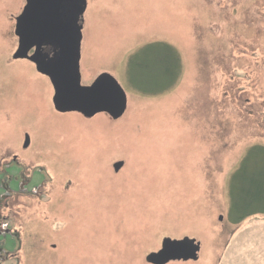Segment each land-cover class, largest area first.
Returning <instances> with one entry per match:
<instances>
[{
    "label": "rangeland",
    "instance_id": "1",
    "mask_svg": "<svg viewBox=\"0 0 264 264\" xmlns=\"http://www.w3.org/2000/svg\"><path fill=\"white\" fill-rule=\"evenodd\" d=\"M87 1L81 83L114 76L119 118L59 112L13 58L25 0H0L1 264H156L185 238L199 257L162 264H264V209L231 188L264 167V0Z\"/></svg>",
    "mask_w": 264,
    "mask_h": 264
},
{
    "label": "water",
    "instance_id": "2",
    "mask_svg": "<svg viewBox=\"0 0 264 264\" xmlns=\"http://www.w3.org/2000/svg\"><path fill=\"white\" fill-rule=\"evenodd\" d=\"M28 0L24 12L16 23L19 37L14 59L33 62L41 74L49 77L55 86L54 105L59 112H79L93 117L106 112L114 118L121 117L128 107V96L119 81L109 73H102L90 86L81 83L80 60L83 35V15L87 0ZM56 43L52 56H45L46 42ZM34 49L32 53L30 50ZM30 144L26 137L25 147ZM123 162H116L119 170ZM222 219V217H221ZM172 239L164 240V249L149 257L156 264L174 258L177 250ZM195 241L194 239H191ZM171 246L166 248V244ZM166 248V249H165Z\"/></svg>",
    "mask_w": 264,
    "mask_h": 264
},
{
    "label": "trees",
    "instance_id": "3",
    "mask_svg": "<svg viewBox=\"0 0 264 264\" xmlns=\"http://www.w3.org/2000/svg\"><path fill=\"white\" fill-rule=\"evenodd\" d=\"M172 69L173 68L169 66L167 71L169 72ZM231 188L238 189L243 204L241 209L244 215L248 213L250 209H264V167L261 163L256 167L251 166L249 162L241 163L232 176ZM241 216L243 215L241 214L236 220Z\"/></svg>",
    "mask_w": 264,
    "mask_h": 264
},
{
    "label": "flooded vegetation",
    "instance_id": "4",
    "mask_svg": "<svg viewBox=\"0 0 264 264\" xmlns=\"http://www.w3.org/2000/svg\"><path fill=\"white\" fill-rule=\"evenodd\" d=\"M78 3H79V0L75 2L76 5ZM27 4H28V0H25V4H24V6L22 8L21 14L24 12ZM20 15L17 16L16 23H17V20H18V18H19ZM55 49H56V43L51 42V41L46 42L44 44V46H43L44 55L47 56V57L52 56ZM33 51H34V49H31L30 50V53H32ZM14 160L16 161V158H14ZM113 167H114V170L116 172L119 171V170H116L115 169V163L113 164ZM8 234H9V232H7L5 234L0 233V237H2L4 239V238H6L8 236ZM174 244L177 247V250L176 251H173L174 252L173 253L174 254V259H189V258L196 259V258L199 257V254L198 253H199V249H200V243L195 242V241H192L190 239V240H185L183 242H176V243L174 242ZM170 246H171V243L170 244H166V248H168ZM162 249H164V243L162 244V247L156 253H159V251L162 250ZM4 252H6V251L3 249L2 246H0V254H1V257H2V254ZM1 257H0V264L2 263V260H3V259H1ZM171 259H173V258H171ZM149 261L152 262V263H154L150 259H149Z\"/></svg>",
    "mask_w": 264,
    "mask_h": 264
}]
</instances>
